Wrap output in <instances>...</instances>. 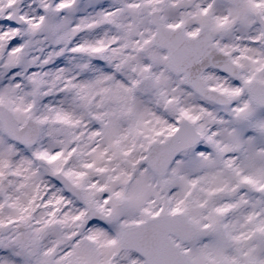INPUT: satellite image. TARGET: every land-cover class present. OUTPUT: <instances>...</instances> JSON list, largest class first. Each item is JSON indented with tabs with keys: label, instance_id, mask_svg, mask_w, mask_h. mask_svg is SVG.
I'll return each mask as SVG.
<instances>
[{
	"label": "snow or ice",
	"instance_id": "6c2138e0",
	"mask_svg": "<svg viewBox=\"0 0 264 264\" xmlns=\"http://www.w3.org/2000/svg\"><path fill=\"white\" fill-rule=\"evenodd\" d=\"M0 264H264V0H0Z\"/></svg>",
	"mask_w": 264,
	"mask_h": 264
}]
</instances>
